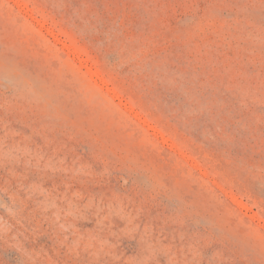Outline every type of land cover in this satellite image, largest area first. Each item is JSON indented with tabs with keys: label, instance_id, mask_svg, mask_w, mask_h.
Masks as SVG:
<instances>
[{
	"label": "rangeland",
	"instance_id": "374dc122",
	"mask_svg": "<svg viewBox=\"0 0 264 264\" xmlns=\"http://www.w3.org/2000/svg\"><path fill=\"white\" fill-rule=\"evenodd\" d=\"M0 264H264V0H0Z\"/></svg>",
	"mask_w": 264,
	"mask_h": 264
}]
</instances>
